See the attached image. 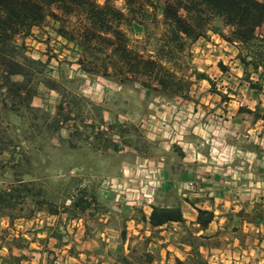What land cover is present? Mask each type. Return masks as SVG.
Wrapping results in <instances>:
<instances>
[{
	"label": "rangeland",
	"instance_id": "374dc122",
	"mask_svg": "<svg viewBox=\"0 0 264 264\" xmlns=\"http://www.w3.org/2000/svg\"><path fill=\"white\" fill-rule=\"evenodd\" d=\"M106 1L95 0L99 6ZM107 4L128 14L124 0ZM141 4L147 15L131 21L126 49L134 57L147 59L161 43L164 25L145 0H137L136 13ZM48 11L55 16L48 15L40 27H33L24 43L27 55L50 59L49 77L57 81L60 92L39 84L31 109H21L19 115L0 110V134L9 136L0 145V188L18 179L30 181L32 187L43 189L58 214L35 211L28 219L13 222L0 215V245L11 243L14 254H24L27 261L22 264H48L49 250L58 264H83L87 259L113 264L107 249H120L122 244L124 253L132 249L138 256L139 243L150 234L140 222L139 209L145 213L151 203L166 205L183 199L184 190L166 191V168L176 179L190 164L206 167L244 155L238 144L251 135L249 141L264 143L257 131L250 130L255 118L247 110L258 102L264 106V89L249 88L242 79L236 49L214 34L187 46L180 69L162 64L167 76L181 80L179 89L176 85V89L162 90L142 76L123 81L122 76L104 77L100 68L97 74H87L77 61L81 21L74 14H63L56 5ZM60 26L72 32L75 40L60 36ZM16 41L22 38L17 36ZM109 49L104 46L98 53L103 57ZM194 71L204 72L211 83L197 79ZM220 92L229 98L224 101ZM83 188L95 194L97 203L83 213L62 211L61 204L69 206ZM130 219L137 220L138 226ZM45 225L60 232L67 245L55 247L54 238L38 243L47 235ZM170 228L173 234L161 233L169 241L155 239L147 245L156 258L152 264H174L176 257L186 256L188 248L174 244L178 225L170 224ZM7 252L0 247V257ZM76 253L77 258L72 256Z\"/></svg>",
	"mask_w": 264,
	"mask_h": 264
},
{
	"label": "trees",
	"instance_id": "16d2710c",
	"mask_svg": "<svg viewBox=\"0 0 264 264\" xmlns=\"http://www.w3.org/2000/svg\"><path fill=\"white\" fill-rule=\"evenodd\" d=\"M107 1L99 6L95 0H0V110L19 115L21 109H31L39 84L60 92L57 81L49 77L50 59L42 61L27 55L24 43L26 37L32 36L33 27H40L46 16H55L48 11L52 5H56L65 15L74 14L81 21L82 48L77 61L87 74H97L100 68L104 77L122 76L123 81L142 76L147 82H155L162 90L176 89V85L179 89L181 80L173 81V76H167L162 64L180 69L186 58L183 53L187 46L201 38L209 39L214 34L236 49V58L243 68L242 79L249 88L263 91L264 31H260V27L264 24V1L166 0L161 4L157 0H145L151 14L161 15L164 25L161 43L153 57L147 59L134 57L126 49V30L132 28L131 21L134 18L146 17L147 11L141 4L136 13L134 6L137 0H124L128 9V14L124 15L120 10L109 7ZM57 30L66 40H75L74 34L64 27L60 26ZM17 36L22 38L20 43L16 41ZM104 46L110 49L101 57L98 52L104 50ZM107 61L113 62L108 64ZM219 65L222 66V63ZM194 76L211 83L204 72L194 71ZM218 94L224 101L229 98L225 93ZM247 110L255 119L264 121V106L260 102L252 110ZM3 134H0V145L9 140V136ZM70 203L69 206L62 203L61 210L78 214L90 210L97 200L93 192L87 193L86 188H83L80 195ZM150 208L148 215L142 209L138 210L140 222L150 230V234L139 243L142 246L140 255L136 256L132 249L127 254L124 253L121 244L120 249H107V255L112 258L113 264L155 262L156 258L146 247L154 242L152 240H164L162 226L173 222L178 225V237L174 244L181 249L188 248L186 256L183 259L176 257L174 264H213L208 259L209 250L217 243L208 241V236L204 234L208 224L214 219L213 210L194 207L197 212L195 221L186 222L180 205L162 206L152 203ZM35 211L58 214V207L45 197L41 187H32L30 181L18 179L15 183L0 188V215L6 216L10 222L17 218L28 219ZM136 222L138 223L137 220ZM45 230L46 237L38 239V243H47L49 238H54L55 247L67 245L61 241V233L56 229L45 225ZM200 231L202 233L198 234ZM125 237V230L122 229L121 243H124ZM1 240L3 236H0ZM0 247H5L8 251L5 256L0 257L1 264H22V261H27L24 254L16 255L12 252L11 243ZM73 250V246L68 248L70 254ZM48 252L51 256L47 259L48 264H58L53 258V251ZM72 256L77 258L78 253ZM83 264H102V260L87 259Z\"/></svg>",
	"mask_w": 264,
	"mask_h": 264
},
{
	"label": "crops",
	"instance_id": "0c3cea01",
	"mask_svg": "<svg viewBox=\"0 0 264 264\" xmlns=\"http://www.w3.org/2000/svg\"><path fill=\"white\" fill-rule=\"evenodd\" d=\"M251 122L250 130L257 131L260 139H264V121L252 119ZM250 138L252 135L238 144L244 155H237L233 160L228 158L222 163L212 162L196 168L190 164V168L185 167L176 179L170 177L166 168V181L163 182L166 191L184 190L183 199L178 202L176 198L171 204L160 205H180L186 222L195 221L194 207L214 212V219L204 231L208 241H220L209 250L208 259L213 264H264V143L249 141ZM150 210L149 205L145 214ZM130 221L138 226L134 219ZM171 224L176 225L175 222ZM162 229V234H173L170 224ZM164 241L169 238L165 237Z\"/></svg>",
	"mask_w": 264,
	"mask_h": 264
}]
</instances>
